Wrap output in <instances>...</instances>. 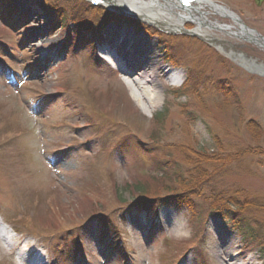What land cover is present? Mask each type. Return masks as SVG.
<instances>
[{"label":"rangeland","instance_id":"1","mask_svg":"<svg viewBox=\"0 0 264 264\" xmlns=\"http://www.w3.org/2000/svg\"><path fill=\"white\" fill-rule=\"evenodd\" d=\"M212 1L229 8L264 38V1L260 6L253 0ZM2 2L0 39L14 45L19 42L20 51H30L26 54L34 71L29 79L16 78L18 85L11 83L8 74L6 79L0 74V97L14 98L8 102L15 107L22 100L27 107V116L20 118L24 132L32 118L39 137L22 138L24 145L43 155L39 157L55 178L44 180L56 192L52 197L49 192L34 194L39 170H30L35 175L31 179L26 156L22 161L21 151L12 143L17 132L9 117L14 111L0 98V230L8 233L7 239L0 237V246L8 253L0 255V264H16L18 253L29 250L43 260H54L51 264H220V247L237 253L238 264H246L245 258L264 264L259 246L244 247L230 230L228 219L212 215L215 201L211 199L220 195L217 206L223 207L228 198L241 203V215L258 230L255 242L262 241L264 246V49L226 39L241 45V56L260 70L254 74L197 39L162 37L132 20L111 17L104 10H87L81 2ZM8 6L15 12L5 13ZM75 13L91 30L76 28L69 17ZM55 17L68 21L57 28ZM208 18L218 25L231 24ZM10 25L20 33L17 38L3 28ZM75 29L81 31L77 43ZM114 36L136 47L134 38L143 39L144 45L149 44L143 47L146 56L151 49L157 67L165 71L153 82L157 95L145 100L141 109L131 99L132 81L100 52ZM116 58L123 60L121 54ZM97 59L103 62L98 69ZM4 62L19 73L23 69L19 61ZM189 71L196 74L190 86L186 84ZM43 95L53 96V103L39 110L41 118L35 98ZM33 106L35 113L29 109ZM157 113L163 114L158 124L152 119ZM48 115L47 123L43 120ZM207 174L216 180L214 193L207 184L190 191L192 209L169 199L171 192L183 194L186 184L190 189ZM175 177L182 183L177 184ZM135 186L146 187V198L160 200L158 219L144 218L133 209L136 203L127 204L133 200ZM119 188L126 189L122 198ZM95 206L103 211L94 213ZM227 210L237 209L230 205ZM115 234L118 248H129V256L99 247L100 240L109 241ZM67 245L73 249L61 252ZM76 245L83 251H74Z\"/></svg>","mask_w":264,"mask_h":264},{"label":"bare ground","instance_id":"2","mask_svg":"<svg viewBox=\"0 0 264 264\" xmlns=\"http://www.w3.org/2000/svg\"><path fill=\"white\" fill-rule=\"evenodd\" d=\"M110 4L113 2L108 0ZM119 2L120 8H129L136 12V18H141L146 21L148 19L151 21L156 20L158 18L165 19L166 14L170 15L169 17L173 20V24L171 19L166 22H154V27L157 30H166L168 29L172 31H176L181 29V26L185 24L195 25L198 29L193 32L194 36H198L202 39V41L212 45L218 52L224 54V56L230 61L234 62L236 65L244 68L250 73H260L259 68L252 63L248 62L245 55L241 56L242 52L241 45L235 42L227 41L226 39H234L240 40L241 42H248L251 44H256L258 47L264 49V39L261 38L255 31L248 29L245 27L239 18L233 14L229 9L224 7L219 3H214L212 1L200 2L198 1L196 5L202 8L198 9L196 6H193L190 10L191 12L187 13L185 16L182 14L179 15L177 12V5L175 0H117ZM133 7V8H132ZM199 12V13H197ZM208 15H213L218 17L219 19H228L231 24L230 26L218 25L215 22L208 20ZM189 17V18H187ZM190 20V21H187ZM202 28H207V31L202 32ZM211 30H215L219 34L224 36L223 40L217 39L215 36L211 34ZM172 34V32H170ZM137 44V47L132 45V41L129 43L127 40L121 41L120 37L114 36L109 37L106 41L107 46L102 49V52L105 53L106 56H112L116 58L117 54H121L123 56L122 61H115L116 66L120 67L121 73L124 78L130 79L132 81V86L130 87L131 99L136 106L141 109L143 107V102L145 100L151 101L154 98V95L157 93L154 92V84L157 78L160 77L158 73L164 74V70L161 67H157L156 55H150L151 49L147 52L149 56H146V51L144 52L143 47H148L149 44L145 43V41L139 37H135L134 41ZM132 43V44H131ZM148 45V46H147ZM105 56V57H106ZM129 56V57H126ZM122 62V63H121ZM124 62V63H123ZM158 68V69H157ZM156 69V71H155ZM158 70V71H157ZM170 72V71H167ZM137 73V74H136ZM171 76L177 77L179 80L183 79V75L174 73ZM136 88V90H135ZM0 237L4 239V237L8 238V233L3 228L0 230ZM26 247V246H24ZM13 249V248H12ZM11 249V250H12ZM23 249L20 248L19 251ZM220 251V264H238L236 261V257H238L237 253H234L225 247V249L221 248ZM11 250H8L11 251ZM0 255L7 256L4 248L0 246ZM241 256V255H239ZM246 264H255L252 258H245ZM42 258L33 254L32 250H29L26 254L23 252L18 253L17 264H41Z\"/></svg>","mask_w":264,"mask_h":264},{"label":"trees","instance_id":"3","mask_svg":"<svg viewBox=\"0 0 264 264\" xmlns=\"http://www.w3.org/2000/svg\"><path fill=\"white\" fill-rule=\"evenodd\" d=\"M60 19L56 20V24L58 25V27L64 26L65 22L68 21V19H61V20ZM70 21H73L74 23H78L82 27L87 26L86 22L83 21L82 19H79L77 14L73 15V18L70 15ZM0 41L4 42L2 39H0ZM171 59H174V58L171 56ZM95 66L97 69L100 68L98 63H96ZM195 77H196V74L193 73V71H189V76H188L186 84L188 86H190L193 83ZM187 89H190V88H187ZM162 117H163L162 113H157L152 117V119L158 124L161 122ZM193 165H196V162H193L192 166ZM193 167L195 168V166H193ZM191 173H194V172L191 171L190 176H191ZM174 181H176L177 184L182 183L181 181L178 180V177L177 178L175 177ZM212 182H213V186H214L216 184V183H214V182H216V180H214V177H211L209 174H207L206 177H204L203 181L199 180L198 182H196L193 185H191V183H190V185H191L190 189H188V185L186 184L185 186L187 187V190L182 192L183 194H181L179 192L178 193L171 192L169 194V196H170V198H172L175 201L174 202L175 204H180L182 207H184V209H192L193 204L189 198V197H191L189 194L190 191L195 190V189L199 190L200 188H203L205 184H207L208 187L212 186ZM213 186L209 189L211 192H213ZM122 188H119V192H118L119 198H122L123 194L126 192V189H122ZM146 192H147L146 187L135 186V191L133 192L134 194H132L133 200L127 204H130V203L140 204L143 207V210L150 211L151 205L153 203L157 202L159 199L156 201L155 199L157 197L146 198L144 196V195H146ZM138 196H141L140 199H138ZM217 196H220V195H217ZM217 196L216 195L211 196V199L215 201V205L212 208V210L214 212L213 214L216 215V217H220V218L225 217L228 219L231 229L241 238V242L244 245V247H246L248 249H252V247L259 246L260 248L257 247L259 252L261 254H264V246H263L262 241H259V243L255 242V238H256V235L258 233V230H255V227H252V225L249 224V220L246 217L241 215V212H243V210H244L243 205L241 203H238L236 200H230V198H228L226 200V206L227 207H223V205L217 206L219 201H222V198L221 197H220V199L216 198ZM119 201H121V200L119 199ZM230 205H234L237 210H235L234 212L227 210ZM95 209H97V210H93L94 213H97L99 211H103V210H99L100 206H98V208H96V206H95ZM88 217H90V216H88ZM101 220L105 221L107 219L104 220L103 218H101Z\"/></svg>","mask_w":264,"mask_h":264},{"label":"water","instance_id":"4","mask_svg":"<svg viewBox=\"0 0 264 264\" xmlns=\"http://www.w3.org/2000/svg\"><path fill=\"white\" fill-rule=\"evenodd\" d=\"M256 6H260L264 0H253Z\"/></svg>","mask_w":264,"mask_h":264}]
</instances>
